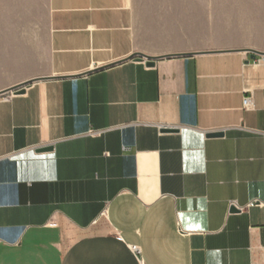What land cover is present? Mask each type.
<instances>
[{
	"label": "crops",
	"instance_id": "0c3cea01",
	"mask_svg": "<svg viewBox=\"0 0 264 264\" xmlns=\"http://www.w3.org/2000/svg\"><path fill=\"white\" fill-rule=\"evenodd\" d=\"M262 55L264 0H0V264H264Z\"/></svg>",
	"mask_w": 264,
	"mask_h": 264
},
{
	"label": "water",
	"instance_id": "95a60500",
	"mask_svg": "<svg viewBox=\"0 0 264 264\" xmlns=\"http://www.w3.org/2000/svg\"><path fill=\"white\" fill-rule=\"evenodd\" d=\"M141 58H144L145 59V61H146V66H148V67H152L153 65H154V61H155V59H152V58H147V57H143V56H141ZM29 84H31L30 82L29 83H25L24 85H21V86H18V87H15V88H13V89H11L10 91H8V92H12V93H14V94H16V95H20V94H24V92H25V87L27 86V85H29ZM164 132H168V130H164ZM169 132H172V131H169ZM222 135V133H220V132H217V133H211V134H209L208 133V137H219V136H221ZM52 150V148H51V146H49V147H42V148H39V150L38 149H36L35 150V153H37V154H39V153H45V152H50ZM230 208V212H232V213H235V212H238V209H236L233 205L231 206V207H229Z\"/></svg>",
	"mask_w": 264,
	"mask_h": 264
},
{
	"label": "built area",
	"instance_id": "2783aa9c",
	"mask_svg": "<svg viewBox=\"0 0 264 264\" xmlns=\"http://www.w3.org/2000/svg\"><path fill=\"white\" fill-rule=\"evenodd\" d=\"M251 63H253V65H264V55L260 56V58L257 60H253ZM11 96V95H10ZM10 96L7 95L6 93H0V103L2 102H6L10 99ZM243 108L245 110H250L253 108V102H252V96H245L243 98ZM92 136H96L99 134L98 131H90L89 133ZM256 205H260V203H258L257 201L252 202L251 204L248 205V207H253ZM133 250L135 251L136 249L133 248Z\"/></svg>",
	"mask_w": 264,
	"mask_h": 264
},
{
	"label": "rangeland",
	"instance_id": "374dc122",
	"mask_svg": "<svg viewBox=\"0 0 264 264\" xmlns=\"http://www.w3.org/2000/svg\"><path fill=\"white\" fill-rule=\"evenodd\" d=\"M44 0H40V13L43 11Z\"/></svg>",
	"mask_w": 264,
	"mask_h": 264
}]
</instances>
